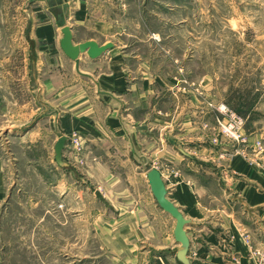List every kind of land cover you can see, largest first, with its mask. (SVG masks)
Returning <instances> with one entry per match:
<instances>
[{
	"label": "rangeland",
	"instance_id": "obj_1",
	"mask_svg": "<svg viewBox=\"0 0 264 264\" xmlns=\"http://www.w3.org/2000/svg\"><path fill=\"white\" fill-rule=\"evenodd\" d=\"M68 1L70 6L78 2ZM85 2L88 21L78 38L114 44L109 55L100 60L114 59L127 83L138 85L139 95L148 97V110L137 114L142 127L149 129L152 117L148 111L153 112L151 108L156 106V116L162 122L154 126L153 134L163 135L171 129L175 143L183 150L191 149L187 153L192 156L193 165L187 175L197 172L205 186H213L205 173L199 172L206 167L203 159L193 152V148L203 145L196 139L199 133L206 134L207 145L211 142L230 146L228 150L236 157L264 172V0ZM50 9L47 0H0V72L6 64L23 62L31 31L49 21L54 23L52 12L58 10ZM66 15H61L62 27ZM229 114L244 122L236 140L223 127L230 123ZM247 130L253 132V137L259 135L260 141H250L252 136L248 137ZM181 134L187 137L182 138ZM70 135L71 165L62 172L67 178L64 184L55 178L59 177V169L51 148L43 155L38 152L44 167L21 166L10 202L8 227L0 240L3 264H137L134 259L141 248L135 251L122 246L118 239L123 235L113 228L114 222L106 225L99 220V212L114 209L117 200L105 203L95 198L92 192L97 184L84 179L86 142L77 132ZM75 138L80 146L74 144ZM18 156L23 162L28 158L25 154ZM207 169L214 176L213 162ZM37 175H45L46 181L41 182ZM68 185L72 187L66 190ZM136 186L143 207L154 205L147 184ZM71 190H76L72 196L66 198V193L61 204L57 202L61 194ZM111 213L106 218L116 220L118 214ZM247 216L241 211L239 233L225 234V239L241 238L252 262L264 264L259 214L250 215L254 220ZM155 219L161 232L171 229L161 214ZM243 224L253 227L246 230ZM144 239H149V235L145 234ZM231 249L227 253L230 258L234 255Z\"/></svg>",
	"mask_w": 264,
	"mask_h": 264
},
{
	"label": "crops",
	"instance_id": "obj_2",
	"mask_svg": "<svg viewBox=\"0 0 264 264\" xmlns=\"http://www.w3.org/2000/svg\"><path fill=\"white\" fill-rule=\"evenodd\" d=\"M47 3L50 11L58 7L63 10L52 12L54 23L49 21L31 31L29 40L26 36L29 45L23 62L6 64L4 71L0 72V240L8 227L10 202L15 196L16 176L21 166L44 167V159L38 152L43 155L51 148L59 169V177L55 178L64 184L67 178L62 172L71 165L69 136L77 132L86 142L84 179L97 184L93 195L105 203L106 200H117L115 208H109L118 214L117 219L106 218L111 213L106 209L99 212V220L106 225L110 224L106 222H114L113 228L123 235L118 239L122 246L133 247L135 251L141 248L140 255H135V263L182 264L177 258L181 245L174 236L176 221L159 206L149 184V171L157 169L162 173L170 200L190 221L186 231L191 242V264H254L249 258L247 244L241 238L236 241L225 239V234L239 233L241 223L238 220L242 211L249 217L253 212L259 214L257 223H261L264 236V172L250 166L244 158L236 157L228 150L230 146L211 142L207 145L206 134L199 133L196 139L199 143L203 141V145L193 148V152L203 159L206 167L199 172L205 173L213 186H205L197 172L192 171L196 173L194 176L187 175L193 165L190 163L193 158L187 153L191 149L186 147L183 150L175 143L171 129L163 133L164 136L153 134L154 126L162 122L156 116V106H152L153 112L148 111L152 117L149 129L142 127L137 114L148 110V97L143 99L138 85L127 83L126 75L117 68L114 59L106 62L101 58L91 60L88 55L81 57V71L93 77L98 87L94 80L80 75L75 62L63 53L61 15L72 9L73 14L66 15L64 25L73 30L76 44L87 41L100 45L110 43L78 38L82 26L88 21L85 0H78L72 6L68 0H47ZM110 51L103 56L109 55ZM247 135L252 136L250 141L260 139L259 135L253 137V132L248 130ZM63 136L68 142L63 163L58 164L55 145ZM179 136L187 137L186 134ZM19 154L28 156L25 162ZM212 162L214 176L207 169ZM37 177L41 182L46 181L45 175ZM143 182L154 201L150 208L143 207L140 201V189L136 184L142 186ZM68 186L66 190L72 187ZM75 191L60 192L61 199L59 196L57 202L61 204L63 195L67 193L68 198ZM158 214L171 225L166 233L158 228L155 219ZM243 225L246 230L253 227ZM145 234L149 239H144ZM146 241L149 243L145 244ZM142 244L149 249L143 251L146 247H141ZM230 249L234 254L232 258L227 255ZM3 263L0 253V264Z\"/></svg>",
	"mask_w": 264,
	"mask_h": 264
},
{
	"label": "water",
	"instance_id": "obj_3",
	"mask_svg": "<svg viewBox=\"0 0 264 264\" xmlns=\"http://www.w3.org/2000/svg\"><path fill=\"white\" fill-rule=\"evenodd\" d=\"M57 10L62 11V7H58ZM63 38L60 42L63 53L76 64L77 72L92 80L93 77L84 74L80 69L81 57L88 55L91 60H97L101 58L105 53L114 48L113 43L100 45L95 41H87L84 43L76 44L74 40L73 30L68 26L62 27ZM95 81V80H94ZM96 82V81H95ZM97 86L99 84L96 82ZM106 94L105 92H101ZM68 138L66 136L61 137L55 145V159L58 164L63 163V152L65 150ZM148 180L151 187V191L159 204V206L169 214L175 221L176 227L174 231L175 240L181 245V249L177 253V258L182 264H191L189 260V250L191 246L190 238L186 231V227L190 225V221L185 218L181 210L175 205L169 198V192L162 176V173L157 169H152L148 173Z\"/></svg>",
	"mask_w": 264,
	"mask_h": 264
},
{
	"label": "built area",
	"instance_id": "obj_4",
	"mask_svg": "<svg viewBox=\"0 0 264 264\" xmlns=\"http://www.w3.org/2000/svg\"><path fill=\"white\" fill-rule=\"evenodd\" d=\"M229 118H230V123L228 125L227 124L223 125V127H224V130L228 132V134L233 139L236 140L238 139V136L240 135L239 132L244 128V122L242 119L237 118L235 115L229 114ZM74 144L76 146H80V141L77 138H75Z\"/></svg>",
	"mask_w": 264,
	"mask_h": 264
}]
</instances>
